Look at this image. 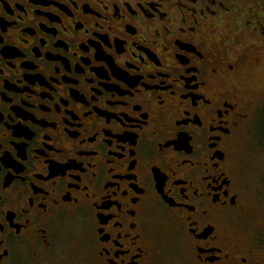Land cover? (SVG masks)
Masks as SVG:
<instances>
[{
  "label": "flooded vegetation",
  "instance_id": "1",
  "mask_svg": "<svg viewBox=\"0 0 264 264\" xmlns=\"http://www.w3.org/2000/svg\"><path fill=\"white\" fill-rule=\"evenodd\" d=\"M262 56L264 0H0V264H264Z\"/></svg>",
  "mask_w": 264,
  "mask_h": 264
},
{
  "label": "rangeland",
  "instance_id": "2",
  "mask_svg": "<svg viewBox=\"0 0 264 264\" xmlns=\"http://www.w3.org/2000/svg\"><path fill=\"white\" fill-rule=\"evenodd\" d=\"M262 67L251 78L256 96L250 120L233 146L239 182L253 217L264 223V56Z\"/></svg>",
  "mask_w": 264,
  "mask_h": 264
}]
</instances>
